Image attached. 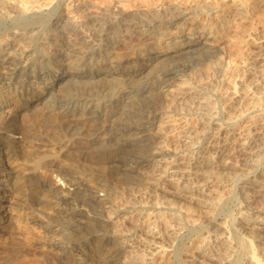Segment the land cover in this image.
<instances>
[{
    "label": "rangeland",
    "instance_id": "374dc122",
    "mask_svg": "<svg viewBox=\"0 0 264 264\" xmlns=\"http://www.w3.org/2000/svg\"><path fill=\"white\" fill-rule=\"evenodd\" d=\"M114 1L88 0L87 2L92 10L95 9L97 11L101 8H112ZM67 2L66 0H29V2L24 0L20 5L26 10L33 7V5L34 7L42 6L45 8L41 11V18L38 16L32 19L27 16L28 19H31L30 23H32L26 27L28 30L22 26L19 27V21L16 18H0V39L3 36H9L13 30L23 34L21 35V40H16L17 37L12 40L9 52L22 45H30L28 47V50H30L29 60L22 62L18 61L19 58H15L13 59L15 65L11 67H16L17 64V67L20 68L39 70L42 72V76L39 77H42L44 79L42 81L46 82V79L51 75V72L47 71L51 60L44 49V44H42V37L49 29L50 21L57 18V13L66 7ZM168 2L169 0H137L134 4L133 2L124 4L120 10L132 12L146 8L159 9L160 4L164 3L166 5ZM57 5L59 6L57 7ZM53 8L56 9L53 11ZM65 12L69 16H73V13H69L70 11ZM43 17L45 22L42 19ZM263 17H256L257 23L255 22L256 25L253 31L255 34L253 33V37L248 39L249 44L247 43L243 47L245 53L243 52L244 58L241 60L245 62L238 63L237 59L229 60L225 49L219 45L203 44L204 40H201L200 44L189 51L167 53L161 57L157 53L158 50L147 47L149 46L148 42L139 46V44H134L135 41L133 44L129 43V46H127L129 49L120 48L119 52L123 60L118 66L119 68L113 67V64L111 66L109 64H97L95 60L90 65L86 63L89 59H86V62L83 63L85 65L82 69V77H76L72 73H65L64 77L57 81L58 85L54 86L53 90L46 89L45 93L47 94L40 104L18 112L13 122L17 129L16 133L12 135L13 139L20 140V148H24L28 156L31 154L34 160L45 156L48 160L52 159L55 165L51 168L38 165L35 169H32V163L26 160L23 161L24 163L20 162L19 159L14 157V154L1 155L3 160H1V167H3V170L0 173L2 174L0 177V188H2L0 192L7 188L17 187L19 197L21 195L20 200H23L22 202L26 205L29 213L27 217L33 216L36 223H30L31 219H20L18 223L13 221L6 225L0 223V264H3L4 261H7L8 264H29L28 260L31 261V258L40 259L39 264H93L90 258L96 254L94 242L87 240L86 236L76 239L77 241L86 239L84 243L82 242L83 244L81 243L82 251H85L86 257L79 259V252L76 250L71 252L65 249L66 257L64 259L61 258L63 261H59L49 255L47 257V255L37 250L27 231L31 229V225L37 229L39 225V229L42 232L48 233L46 235L54 236L52 240L69 246L68 240L70 236L72 237L70 234L71 229L82 230L86 222L93 220V218L94 220L96 218L97 223L100 222V226L103 227L104 231L106 230L109 234L119 238V243L123 244L124 248L127 247L125 248L127 252H123L122 259L124 260L127 259L125 257L129 256L131 254L129 252L133 249L139 254L142 253V250H145L144 253L148 252L144 248L146 245L148 247L151 246V243H147L143 235L147 232L145 229H150L158 232L157 236L158 238L160 237L158 241L156 240L158 244H153L155 245L154 258H157V256L168 257L169 264H183L182 253L192 244H195L196 239H199L197 241L204 239V248L206 247V251H209L208 254L210 256L219 257L222 260L226 258L223 260L224 264H247L248 261L246 260L249 257L248 246L243 239V236L247 235V230L245 231L242 228L238 230L237 228L241 216L251 218L252 213L255 211L264 212V175L260 174V172H264V120H260V116L264 114L260 112V109L264 108ZM46 20H48L47 23ZM78 21H80V15H75V22L77 23ZM83 25L82 21L78 22L77 30L89 40L87 44H76L81 47L94 43L93 31L85 24ZM172 30H175L174 27H172ZM61 35L63 36V34ZM68 37L70 40L76 39L75 34L68 35ZM26 41H28L27 44ZM59 41L57 43H60L62 48L67 46L65 41ZM106 42L110 43V45L112 44L109 39ZM247 46L248 48H246ZM139 51H142L140 53L142 55L139 54ZM207 63H212L211 68L207 69ZM170 68H174L179 74L171 80L172 82H164L165 77H161L160 72ZM0 71L3 72L4 69L0 67ZM105 71L110 73L104 76L105 80L101 82L106 83L108 89H95L93 85L96 82L98 84V78L102 77L98 75ZM128 71L130 75H126V73H129ZM95 73L99 74H96L97 77L95 76L94 78ZM124 74L125 76H122ZM20 75L23 76V74ZM182 75L188 79L186 80L187 85L193 86V90L196 89V94L202 93V96L206 95L208 97L209 103L205 107V111H202V116L213 122V127L220 123L221 130L215 135L214 132L208 135L198 132L200 131L199 128H201L200 125H203L198 120L201 114L195 113L198 106L196 101H201L199 94L193 96V93H191L192 96H190L192 98L189 97L191 99H184L186 105L184 103L180 105L181 100L178 98L180 95H175L174 91H168L171 90V88L168 89V84L175 83L178 79H183ZM238 76L240 79H238ZM232 79L237 82L234 89L230 84ZM20 80L21 82L18 84L15 82L17 78L1 80L3 83L7 81V84L5 83L7 86L4 85L6 87L4 92L3 89L0 90V101H6V96L12 95V93L13 95L18 94L17 100L19 101L20 99H29L32 86L41 85L39 79L33 80L23 76L20 77ZM121 80L130 86L129 88L133 89H138L144 84L151 83L160 84V87L150 88L148 92L144 93H130L128 97L122 96L124 94L122 93L121 97L117 98L125 86L123 82L119 83ZM158 80L162 82V85ZM14 83L17 85L15 84L14 86ZM241 83L244 84L243 87ZM227 87L229 88L228 90ZM84 89L89 92L85 99L81 97V91ZM164 90L165 92H163ZM257 95H261L262 98ZM247 97H250V99ZM133 98L139 99L141 102L152 99L161 100V104L156 111L157 115L153 119L146 118L148 123L137 122L134 118H128L124 125L116 124L122 118L120 115L121 110H117L118 106L123 101L130 104ZM256 100H259L258 104L261 107H257L258 109L251 108L252 103ZM238 102H240V105L237 104ZM195 105L196 107L192 108ZM237 106L240 110L246 109L243 113L244 116L236 122L234 120L229 121L227 117L234 112V110L232 111L233 107ZM84 112L89 113L85 119L80 116ZM226 112L229 113L228 116ZM141 124L143 127L150 125V128L137 135L135 134L138 133L137 130H131L128 135L127 132L129 130L124 132L128 125L138 128ZM193 130L196 132L194 133ZM246 130L249 131V134ZM1 131L0 129V136ZM99 131L102 132L100 133ZM228 131L233 133H228ZM132 132L134 133L132 134ZM133 138H139L137 141L146 148L155 144L158 146V148L154 147L155 149L153 150L139 154V156L146 159L144 165L140 164L137 166V160L133 155L122 156L117 162L119 168L87 163V156H90V154L113 149L125 139ZM1 140L2 137L0 138V149L4 148L5 145L3 140ZM41 144L43 147H40ZM256 146L259 148H256ZM203 171L206 172L203 173ZM65 173L70 174L69 177H72L74 181L88 180L87 187H89L86 193L90 194L89 197L106 198L108 201L102 202L101 205H96L97 207L94 209H90L86 205L79 204L76 199L71 200V198H68L67 193L72 192L77 185L73 181L67 183L65 180L60 179L58 175H64ZM245 173L247 174L243 175ZM31 175H34L37 180L35 177L32 178ZM255 179L260 181V183L253 181ZM167 180L169 182L170 180H175V182L171 181L173 186H170L172 184ZM43 182L46 183L45 188L51 185V187L61 189V193L58 191L55 195L45 194L43 196ZM176 183L177 185H174ZM184 183L187 185L183 186ZM253 187H256V190ZM175 188L180 194L178 198L171 195ZM186 189L187 191L185 192ZM243 190H248L246 192L247 195L241 193ZM63 199L66 200L63 201ZM245 210L248 211L245 213ZM74 211L84 214L85 217L80 218V221L74 220L71 222L68 213ZM247 214L248 216H246ZM235 224L236 226H234ZM233 231H235V236H233ZM155 232L153 233L156 235ZM214 238L216 239L214 240ZM225 238L227 243L230 244L228 248L222 244ZM259 242L261 241L257 238V241L253 240V245L260 244L262 246ZM127 244L129 245L127 246ZM131 245L132 249L130 248ZM260 245L256 247V252L259 251ZM149 256L147 254L146 261L150 260ZM262 263L264 264V261Z\"/></svg>",
    "mask_w": 264,
    "mask_h": 264
},
{
    "label": "bare ground",
    "instance_id": "6f19581e",
    "mask_svg": "<svg viewBox=\"0 0 264 264\" xmlns=\"http://www.w3.org/2000/svg\"><path fill=\"white\" fill-rule=\"evenodd\" d=\"M23 1L24 0H0V10H1L0 11L1 12L0 18H2V19L16 18L19 21V23H18L19 27L22 26L24 29H26V27H28L30 24H32V23H30L31 19H28L27 16H29V18H32V19L35 17H38V16L40 17L41 13H42L41 11L45 8H43L42 6L34 7V5H33L34 8L33 7L27 8V10H26L24 7H22L20 5ZM57 1H60V0H57ZM66 1H68L66 4V7H64V9H62L61 12L57 13L58 16H57V18H54L55 20L50 21L49 29L47 30L45 35H43V37H42V44H44V49L46 50V52L49 55V58L51 60V61H49L50 64H49V67L47 68V71H49V73L51 72V75L49 77L47 75L48 78L46 79V82H43L42 80H44V79L42 77H39V76H42V72L39 70H33L31 68L25 69L24 67L20 68V67H17V64H16V67H14V66L11 67L12 65H15V62L13 61V59L19 58L18 61L27 62L29 60V57H30L29 56L30 50H28L29 49L28 47H30L29 44L24 45V46L22 45L18 48L11 50L10 52L8 51V50H10V46L12 45V40L14 38L17 37L16 40L22 39L21 35H23V34L21 32H19V31L17 32L16 30H13V31H11V34L9 36H5V37L3 36V38L0 39V67L2 69H4L3 72H1L2 70L0 71V73H1L0 75L2 76L0 78V88H1L0 90L3 89V92H4L5 88H6L5 86H7V85H5V83L7 81H5V83H3L1 81L4 79H11L12 80V78H17V81H15V82L18 84L21 82L20 77L25 76L26 78H32L33 80L39 79V81H40L39 83H41V85L40 84L39 85L33 84L34 86H32V91L27 86L29 88V90L31 91V95L29 94L30 95L29 99H26V100L20 99V101H19V100H17V98L19 97L18 94L13 95V93H12V95L9 94L8 96H6V101H0V129L2 130L0 138L2 137L3 143L5 144L4 148L0 149V158H1V155H4V154L5 155L8 153L14 154V157H16V159H19L20 162H23L24 160H26L27 162L29 161L30 163H32V169L33 168L35 169V167L38 165L45 167V168L46 167L51 168L55 165V163L52 159L51 160L46 159L45 156L39 158L38 160H34V158H32L31 154H30V156H28V154L25 152V149L22 147L20 148V145H21L20 140L19 141L14 140L12 137V135L15 134L17 131V129L15 128V125H13V122L15 119L14 117L18 112L23 111L27 108L35 107L37 104H40L41 100L47 94V93H45L46 89L53 90V87L58 85L57 81L62 79L64 77L63 75L65 73H72V75H75L76 77H82L81 73L83 72L82 69H83V66L85 65L83 63L86 62V59H89V61L86 63H89L90 65L95 60L97 62V64L98 63L106 64V65L109 64L110 66L113 64V67H118L120 65V63H122V60H123L120 56L121 55L119 52L120 48L121 49H123V48L129 49L127 47V46H129V43L133 44V42H135V41L136 42L134 44L135 45L139 44V46H140V44H146L148 42L149 46H147V47L150 49L158 50L157 53H158L159 57H161V56L166 55L167 53H176V52L178 53V52H183L184 50L189 51V50L193 49L196 45L200 44L201 40H204L203 44L207 43L210 45H216V46L219 45V46H221V48L225 49L227 51V52L225 51L226 56L229 60H232V59L236 60L237 59L238 63L239 62H245V61L241 60L242 58H244L243 52L245 53V51H243V47L249 42L248 39L250 37H253L252 34L254 33L253 31H254L255 25H256L255 22L257 21V20H255L256 17L264 16V0H233V1H231V0H169V2L166 5L164 3L160 4L159 9L146 8L143 10H135L132 12H128V11L124 12L122 9L120 10V8L124 4H128L130 2L131 3L133 2V4H134L137 0H115L113 5H112L113 6L112 8H101V9H98L97 11L95 9L92 10L90 8V5L87 2L88 0H66ZM26 2H29V0L28 1L26 0ZM59 5H57V7ZM55 9L56 8H53L52 10L54 11ZM65 11H70L69 13H73V16H69L68 14H66ZM63 12H65V13H63ZM48 13H50V12H48ZM52 13H54V12H52ZM30 14H31V16H30ZM75 15H78V16L80 15V21H82V25L85 24L87 27H89L93 31L94 43L89 44L88 46H84V47L80 46L83 43L87 44L89 39L87 40V38L84 37L77 30L78 29V22H80V21H78L77 23L75 22ZM42 19L44 21V17ZM47 21L48 20H46V23H47ZM44 26H45V24H44ZM83 27H84V25H83ZM172 27H174L175 30H172ZM26 30H28V28ZM64 32H65V34H64ZM61 34H63V36ZM72 34H75L76 39H73V40L68 39L69 38L68 35H72ZM26 37L28 38V36H26ZM108 39L112 41L111 45H110V43L108 44V42H106ZM39 41H40V39H39ZM57 41H59V42L65 41V44L67 43L66 44L67 46L62 48L60 43H57ZM27 43H28V41H26V44ZM39 43H41V42H39ZM77 43L78 44L80 43V45L77 46L76 45ZM135 45H133V46H135ZM130 48H131V46H130ZM246 48H248V46ZM40 49H42V48H40ZM136 50H138V49L136 48ZM145 50H147V49L145 48ZM39 52H40V50H39ZM127 53H128V51H127ZM140 53H142V51H139V54ZM143 54H144V52H143ZM140 55H142V54H140ZM124 56H126V55H124ZM161 60H162V58H161ZM211 64L212 63L206 64V66H208L207 69L209 67L211 68V66H212ZM27 65H28V63H27ZM140 70H141V68H140ZM105 72L102 73L101 75H98L99 73L94 74V78H95V76L97 77V75L102 76V77L98 78V80H99L98 84H97V82L95 85L92 84L95 89H99V88H102L103 90L108 89V85H106V83L101 82V81L105 80L104 76H106L110 73L109 71L106 73ZM113 72H115V70H113ZM20 74H23V76ZM160 74H161V77L162 76L165 77V79H164V82H165V81H171L172 79L177 77V75L179 73H177V71L174 68H170V69L162 70L160 72ZM126 75H130V72L126 73ZM122 76H125V74ZM182 76H183V79H178L175 83L173 82V83L168 84V87H169L168 89L171 88V90H168V91L169 92L174 91L175 95L179 94L180 96H178V98L181 100V102L178 101V102H180L179 104L181 105V103L182 104L184 103L186 105V102H184V99L187 100L189 97H191L192 96L191 93H193V96H195V94H196L195 90L196 89L193 90L192 89L193 86L187 85L186 80H188V79L185 78L184 75H182ZM233 77H234V75H233ZM238 79H240V77ZM121 82H123V80H121L119 83H121ZM229 82H230V80H229ZM16 83H14V86ZM159 83H161V85H162V82L159 81ZM236 83L237 82H235L232 79L230 84H231V87H233V89L235 88L234 86L236 85ZM35 84H37V83H35ZM123 85H125L123 88V91H120V94L117 96V98L121 97L122 93H124V94H122V96L125 95L126 97H128L130 95V93H135V92L136 93L137 92L138 93H144V92H148L150 90V88L160 87V84H157V83L144 84L138 89L129 88L130 86L126 85L125 82H123ZM243 85L244 84L241 83L242 87H243ZM250 85H249V87H250ZM162 87H164V86H162ZM173 88H174V90H172ZM228 89L229 88L227 87V90ZM85 90L86 89L81 91V97L83 99H85L87 97V95H89V92L85 91ZM224 90H226V89H224ZM163 92H165V90ZM253 93H255V92H253ZM198 94L199 93H197L196 96ZM239 94H241V92H239ZM243 94H242V96H243ZM263 94H264V92H263ZM227 95H229V94H227ZM3 96H4V94H3ZM199 97L201 98L200 99L201 101L198 100L199 98L197 99L199 102L196 101L197 102L196 105L198 104V106L196 107V105H195L192 107V108L196 107V110H195L196 114H201V115H199L200 117H198V120L200 123H203V125H200L201 128H199L201 132L198 130L197 131L199 133L207 134V135L209 133L211 134V132H214V135H215V133H218V131L221 130V125L219 123L216 126L214 125V127H213L212 124H214V123L211 122L210 120L208 121L207 117L202 116L203 115L202 111H205L204 110L205 107L208 106L209 99L206 95L202 96V93L199 94ZM258 97H261V95ZM191 98H189V99H191ZM248 99H250V97ZM160 101L161 100H159V99H152V100H148V101L146 100V102H141V100L133 98V100L130 101L131 102L130 104H128L129 102L126 103L124 101L121 104L119 103L120 105L118 106L119 108L117 110H121L120 115L122 118L116 124L124 125L128 118H134L137 120V122L140 121V122L148 123L146 121V118L147 119L148 118H152V119L155 118V116L157 115L156 111L158 109V106L161 104ZM247 101H249V100H247ZM258 101L257 100L254 101L252 103L251 108L259 107L260 105L258 104ZM250 103H251V101H250ZM187 104H189V103H187ZM237 104L240 105V102H238ZM181 107H179V108L182 109L183 107L182 108ZM244 107H246V106H244ZM233 108L234 109H232V111L234 110V112H232L229 115V117H227V119H229V121L234 120V122H236L239 118L244 116L243 113H244V110H246V109L244 108L243 110H240V108L238 106L233 107ZM225 109H227V108H225ZM207 110L209 111V109H207ZM183 111L186 112V110H184V109H183ZM237 111H239V112H237ZM260 112H261V114L264 113V108L262 110L260 109ZM179 113H181V112H179ZM88 114H89L88 112H84L80 116H83V118L85 119L86 116H88ZM192 114H194V113H192ZM228 114L229 113H227V116H228ZM261 114H258V115H261ZM250 117H253V116L251 115ZM257 117H259V116H257ZM247 119H250V118H247ZM260 120H264V114H262V116H260ZM150 121H152V120H150ZM254 122H255V120H254ZM251 123H247V124L253 125ZM111 124H113V123H111ZM139 127L138 128L137 127H130L128 125L126 131H124V132H127V130H129L127 132V135H128V133L131 130H133V131L137 130L138 133H135L137 135L139 133H142L145 130H148L150 128V125L143 127L141 124V126L139 125ZM156 128H158V127H156ZM109 130L111 132L113 130V127H112V130L111 129H109ZM109 130H107V131H109ZM124 132H122V133H124ZM193 132H194V130H193ZM230 132L231 131H228V133H230ZM111 133L114 134L113 132H111ZM133 133L134 132H132V134ZM155 133L157 134L156 131H155ZM231 133H233V132H231ZM247 133L249 134V131H247ZM244 134H245V132H244ZM132 136H134V135H132ZM161 136H162V134H161ZM198 138H199V136H198ZM137 140H139V138L125 139L119 145L113 147V149H107L103 152H96V153L90 154V156H87V160H88L87 163L89 162L92 165L93 164L94 165H103L104 167L107 166V167H111V168H113V167L119 168V165L117 164V162L121 159L122 156L133 155L137 160L136 161L137 166H139L140 164L144 165L146 159L139 156V154H142L143 152L148 151V150H153L155 148H158V146L155 144L153 146L151 145L149 148H146V147H143L144 145H141V143H139V141H137ZM21 142H22V140H21ZM41 146H42V144L40 145V147ZM258 146H256V148ZM251 153H253V152H251ZM127 157H129V156H127ZM1 160H2V158L0 159V173H1V170H3V167H1L2 166ZM6 163L9 164L8 161H6ZM205 172L206 171H203V173H205ZM262 172H260V174L264 175L263 174L264 172L263 173ZM246 174L247 173H245L243 175H246ZM1 176H2V174H0V177ZM31 176H32V178L35 177L34 175H31ZM58 176H60V179L65 180L67 183H69V181H73L74 184L77 185L72 192L67 193L69 196L68 198H71V200L76 199L79 204L86 205L90 209H94L95 207H97L96 205H101L102 202L105 203L106 201H108V199H106V198H99L98 197L99 198L98 199L95 196L89 197L90 194L86 193V190L89 187V186L87 187V181L88 180H84V181L83 180H78V181L75 180L74 181L72 177H69L70 174H68V173H65L64 175H58ZM257 178H259V177H257ZM36 180H37V178H36ZM167 181L169 182V180H167ZM171 181L175 182V180H170V182ZM253 181L256 182L258 180L255 179ZM258 183H260V181H258ZM0 184H1V181H0ZM45 184L46 183L43 184L44 189H42V191L44 192L43 196L45 194L55 195V193H57L58 191L61 190V189L59 190L58 188H55V187H51V185L49 187L46 186L47 188H45ZM171 184H172V182H171ZM247 184H248V182H247ZM249 184H251V183H249ZM174 185H177V183ZM185 185H187V184L184 183L183 186H185ZM261 185H263V184H261ZM80 186H82V188H80ZM170 186H173V184ZM252 186H253V184H252ZM259 186H260V184H259ZM242 187H243V185H242ZM261 187H263V186H261ZM176 188L173 192H171V195L178 198V196L180 194H179V192L176 191ZM181 188H182V186H181ZM255 188L256 187H253V189H255ZM0 189H2V188H0ZM17 189H18L17 187L7 188L5 190H2V192H0V223L1 224L6 225V224H9L13 221L18 223L20 219H22V220H25V219L30 220L31 219L30 223H32V224L35 222L33 219V216H30V218L27 217L29 213L27 211L26 205L22 202L23 200L22 201L20 200L21 195L19 197V192ZM177 190H179V189H177ZM186 191H187V189L185 190V192ZM244 191L245 190H243V192H241V193H244L247 195L246 192L248 190H246L245 192ZM60 193H61V191H60ZM60 197H62V196H60ZM245 198H246V196H245ZM65 200L66 199H63V201H65ZM248 209H252V208H248ZM107 210H108V208H107ZM247 211L245 210V213ZM248 214H250V213H248ZM248 214L246 216H248ZM68 215H70L69 219L71 220V222H73L74 220L80 221L79 220L80 218L85 217L84 214L77 213L75 211L69 212ZM160 215H162V214H160ZM177 217H178V215H177ZM154 219L156 220V218H154ZM93 220H94V218H93ZM93 220L91 219V220L87 221L85 224V227L82 230L71 229L70 234L72 235V237L71 236L69 237V240H68L69 246L62 245L61 242L59 243L57 241L52 240L54 238V236L46 235L48 233L42 232L39 229V225H38V229L35 226L31 225V229L30 230L28 229L27 231L30 234V240L34 243V246L36 247L37 250L42 252L44 255H47V257L49 255L51 257L58 259L59 261H63L62 259H64L66 257L65 256V249H68L71 252H73L74 250L79 252L80 253L79 259L86 257V255L84 253L85 251L83 252L82 248H81L82 244L84 243V241L86 239L84 241H77L76 240L78 237L83 238V236H86L87 240L89 239V240H91V242L92 241L94 242V248H95L96 254L94 255V257L90 258L91 262L93 264L94 263L95 264H169V261H168L169 258L168 257L157 256V258H154V255H155L154 246L155 245H153V244H156V243L158 244L157 241L160 238V237L158 238V236H157L158 232H155V231L150 230V229H145L147 231L146 234L144 233L145 235H143L145 237V241L149 244L151 243L150 244L151 246L148 247L146 245L144 248V249L148 250V252L144 253L145 250H142V253L139 254L137 251H135L133 249L134 251L133 250L131 252L128 251L131 254L129 256L126 254L127 257H125V258H127V259L124 260V259H122L123 255H124L123 252L125 251V248H127V247L124 248L123 244L119 243V241H118L119 238L113 236L112 234H109L108 231H106V230L104 231L102 229L103 227L100 226L101 225L100 222L97 223L96 218L94 221ZM162 221H164V220H162ZM234 226H236V224ZM71 227H72V225H71ZM240 228L245 229V231L247 230V235L243 236V239L245 240L244 242L247 243V246H248L249 257H247V260H246V261H248L247 264H263L262 261H264V212L259 213V212L255 211L254 213H252L251 218H246L245 216H241V220L239 222V226L237 229L240 230ZM170 229H172V228H170ZM112 231H114V230H112ZM152 231L155 232L156 235ZM224 232H226V231H224ZM234 232L235 231L232 232L233 236H235ZM221 233H223V232H221ZM215 236H216V234H215ZM231 236H232V234H231ZM207 238H208V236H207ZM257 238L260 239L261 242H259V243H261L262 246L260 244H258L261 247L259 248V251L256 252L255 249H256V247H259V246L253 245V240L257 241ZM215 239L216 238H214V240ZM197 240H199V239H196L195 244H192V246H190L185 252L182 251L184 263L182 262V260H181V262L183 264H224L223 260L226 258H224L222 260V258L220 259L218 256H217L218 258H215V256L212 257V255L210 256L208 254L209 251H206V247L204 248V244H205L204 239H201L200 241H197ZM141 241H143V240H141ZM145 241H144V243H145ZM207 241H208V239H207ZM230 242H231V240H230ZM144 243H142V244L145 245L146 243L145 244ZM218 244H220V243H218ZM222 244H224V246L226 248H228L230 246V244L227 243L226 238H225V240L222 241ZM128 245L129 244H127V246ZM215 245H216V243H215ZM131 247H132V245L130 246V248ZM217 248H219V247H217ZM221 249H223V248H221ZM165 250H166V248H165ZM125 252H127V251H125ZM168 253H170V252L168 251ZM147 254L150 255L149 261H146ZM219 254H216V255H219ZM178 256H180V255H178ZM87 257H88V254H87ZM180 259H182V258H180ZM28 261L30 262L29 264H39L40 259H38V258L32 259L31 258V261L30 260H28ZM40 263H42V262H40ZM3 264H8V262L4 261ZM22 264H25V263H22Z\"/></svg>",
    "mask_w": 264,
    "mask_h": 264
}]
</instances>
